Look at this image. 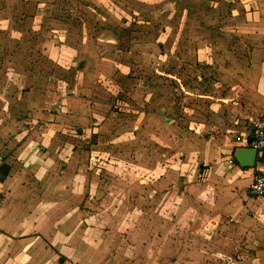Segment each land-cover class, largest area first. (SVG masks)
I'll list each match as a JSON object with an SVG mask.
<instances>
[{
  "label": "crops",
  "instance_id": "obj_1",
  "mask_svg": "<svg viewBox=\"0 0 264 264\" xmlns=\"http://www.w3.org/2000/svg\"><path fill=\"white\" fill-rule=\"evenodd\" d=\"M47 1L3 0L0 4L6 6L0 13L7 12L9 17L11 6H17L22 11L17 14V8H13L20 16L17 21L53 22L55 39L62 42L55 43L50 52L60 64L55 66L60 71L57 74L60 76L66 68L86 73L78 75L80 85L75 95L64 98L68 105L58 114L55 111L54 116L40 110L43 101L24 100L26 104L20 108H28L25 114L38 122H51L48 128L29 131L26 126L12 124L0 127V264H118L127 253H136L137 264L187 260L192 256L186 249L189 244L176 238L174 225L162 218L187 213V225L191 227L194 219L190 213L199 206L198 199L204 215L212 213L209 207H216L217 216L221 214L216 203L223 204L231 192L224 186L231 164L222 153L226 147L227 153L230 151L241 123L264 115V0H238V18L233 23L237 30L229 35L232 43L225 44L233 64L237 60L245 65L246 79L241 85L232 79L229 95L223 98L207 95L198 104L190 102L188 114L186 108L172 110L169 99L157 110L147 109L146 114L139 104L116 100L117 82L112 76L114 71L138 68V58L145 51L136 46L142 33L135 32L133 25L143 19L146 9L160 11L163 4L189 5L192 0H55L54 8ZM202 1L195 0L198 4ZM46 8L52 11L50 15ZM68 12L70 15L65 16ZM201 15L194 13L196 18ZM175 17L168 21L165 31H153V37L163 40L157 49L151 47L146 52L161 58L164 42L176 45L169 40L182 32L176 21L175 28L171 24ZM16 22L11 21L12 28ZM98 27L103 28L98 31ZM46 30L40 28L44 40ZM185 31L189 37H196ZM119 43L125 48L120 50ZM201 45L194 50L198 62L207 54L206 41ZM89 85L96 87L86 89ZM30 128L35 126L30 124ZM228 132L232 135L227 138ZM145 145L152 151H145ZM169 159L182 161L175 175L166 173L163 167V161ZM188 165L203 169L200 178H187ZM247 171L253 182V169ZM232 174H240L238 168ZM147 178H152L157 189L145 197ZM103 179L110 188L101 196L99 184ZM81 182L87 186H81ZM124 184L131 188L127 191ZM194 190L199 193L194 194ZM134 192L139 196L130 207L126 199ZM234 194L231 192V196ZM164 195L171 203L163 206ZM110 196L124 200L121 204L113 201L110 211L100 213L83 206L84 199L104 202ZM173 202L179 209L171 205ZM101 227L103 232L98 231ZM119 227L125 230L121 238L114 236ZM128 228L137 231L132 232L134 239L127 237ZM114 249L118 250L113 253Z\"/></svg>",
  "mask_w": 264,
  "mask_h": 264
},
{
  "label": "rangeland",
  "instance_id": "obj_2",
  "mask_svg": "<svg viewBox=\"0 0 264 264\" xmlns=\"http://www.w3.org/2000/svg\"><path fill=\"white\" fill-rule=\"evenodd\" d=\"M47 2L54 8L55 0ZM202 2L203 4H198V2L192 0L189 5L180 3L177 5L175 3L163 4L160 11L153 8L144 11L143 19L133 25V30L142 33V36L137 39L139 43L136 46L145 52L138 58V68L132 67L130 70L113 72L112 77L116 78L117 82L116 100H126L135 105L139 104L145 112L147 109L157 110L161 108L169 99L171 106H173L171 107L172 110L183 111L186 108L185 113L188 114L190 113L188 109L190 102L198 104L207 95L222 98L229 95L232 79L234 82L238 80V83L242 84L241 80L247 77L246 69H244L245 65L240 61L234 60V64L239 66V68L235 66L230 53H228L227 46L225 47L227 42L232 43L231 37H229L232 34V30H237L233 23L238 18V0H203ZM0 6V10H2L6 5L0 4ZM14 7L11 6L10 14L12 15L9 17H7V12L0 13V16L3 17L2 21L0 20V127L12 124L26 126L29 131L37 128L42 130L44 127L48 128L51 122H38L33 117L29 118L25 114L28 108H20V106L26 104L24 100L30 98L33 101L36 99L37 102L43 101V106L40 110L43 111L44 115L54 116L56 114L55 111L61 112L66 107L65 105H68L67 103L64 104L62 100L68 98L67 96L69 95H75V90L80 85L77 77L78 75L82 77V74H85L86 71L80 73L76 69L66 68L63 74L59 76L57 72L60 71L56 70L55 66L60 64L57 62L56 55L50 53L53 51L55 43H62L55 39L54 23H43L35 19L28 22H23V19L17 21L16 19L20 17L17 14H21L22 11H18L20 7L16 6V14ZM65 8L67 9V7ZM45 10L49 15L52 12L47 10V8ZM195 12L202 13V15L196 18L194 16ZM67 15L69 16L70 13L65 14V16ZM161 15H164L165 18H160ZM174 15L178 16V18L175 17V20L171 23L173 28H175L174 22L176 21V26H180L178 30H182L177 38L169 39L173 40L176 45L171 44L172 46H169V42H164L165 51L161 58H157L155 53L146 52L153 47L157 49V46L161 43L160 40H163L153 37V31H165L166 27H168V21L171 22ZM11 21H13V24L17 21L14 28H12L13 25H10ZM105 25L108 26L107 23ZM40 28L43 31L47 28V39L45 38V40H48L47 42L40 32ZM102 28L98 27L95 29L101 31ZM185 29L190 31L189 34H195L196 37L194 35L189 37ZM210 35L212 36L206 38ZM205 41L208 44L205 50L207 54H205V59L201 55L203 60L198 62V54H195L194 50L196 47L201 49L203 47L201 43H205ZM121 43L123 44L124 41H121ZM121 43L118 44L120 50L125 48V44L122 46ZM65 59L69 60L70 58L68 56ZM69 66L73 67L70 64ZM231 67H234V70ZM59 79L63 80L61 82L63 86H61V80ZM44 81H46V84H44ZM95 87L89 85L86 89H94ZM87 92L90 93V91ZM16 99L17 101H15ZM148 117L150 116L148 115ZM30 124L35 126V128H30ZM184 125L186 127L187 123H184ZM185 127H182V130L180 128L182 133H184ZM228 135H232V132L226 133L225 137L227 136L228 138ZM233 138L230 144L231 149L236 142V137ZM226 148L225 152L222 153V157L231 165L230 172L225 173L224 186L228 188L226 189L227 192L230 189L235 194L231 196L230 192L228 196H225L227 199H225L223 204L219 205L216 203L217 208H220L218 212H221V214L217 216L214 211L216 207H213V209L209 207L208 210L212 213L204 215L203 205L198 199L196 204L202 210L199 206H194L195 210L191 213L189 211L190 215L193 214L194 219V222L192 219L193 225L191 227L187 225L189 223V214L187 213L179 214L177 212L175 217L169 215L170 218L167 220L162 218L169 225H174L172 227H175L173 232L176 238L178 237L183 242H187L189 246L186 249L192 251V256L187 257V260L176 262L175 264H264V199H255L250 195L252 177L249 173L251 172L243 170L235 164L233 156L228 155ZM42 149L40 147L39 152ZM57 149L58 145L54 152ZM144 150L147 152L152 151L147 145H145ZM169 151L171 153L180 151V148ZM181 163L182 161L177 162L169 159L163 161V167L166 173L170 172L175 175ZM99 168H102V166ZM237 168L240 174H232ZM186 169L188 170H186L188 179H190V176L196 179L200 178L199 174L203 170L199 167L191 168L190 166L186 167ZM191 170H194L195 173L191 174ZM147 179L149 182H145L143 187L149 186L148 190L144 191L146 192L143 194L145 197H148L152 189H157L156 185H152V178ZM235 182L238 183V188L234 187ZM124 185L127 191L131 188L129 184ZM195 185L198 186V184ZM81 186L86 187L87 183L81 182ZM99 186H102L101 193L99 190L102 196L103 191L110 188V183L103 179ZM143 188L139 189L142 190ZM192 192L194 194L199 193L198 190ZM138 196L137 193H132L133 198L126 199V205H130V207L131 204L135 205ZM166 199L167 195H164V200L161 199V202H163L161 205L164 206L171 203V200L168 201ZM102 200L99 198L94 200L84 199L83 206L90 207V211H98L100 213L106 210L110 211V208H113V201H118L121 204L124 199H115L110 196V198H106V201L102 202ZM218 201L220 200L218 199ZM171 205L179 209V206L174 202ZM119 217L121 218L120 215ZM119 229L121 227L116 229V231ZM103 230V227H101L98 231L103 232ZM116 231L114 236L119 238H121V234L125 233L124 229ZM127 231L130 232V236L127 235V237L134 239L132 238V232L135 234L137 231L134 232L133 228H128ZM154 235L157 238V231ZM181 248L183 249V247ZM117 250L114 249L113 253ZM135 257H137L136 253L135 255L127 253L124 258L125 262L118 264H133L132 261L137 264L140 261L136 263L135 260L138 259ZM144 264H148V262ZM161 264L173 263L169 261Z\"/></svg>",
  "mask_w": 264,
  "mask_h": 264
},
{
  "label": "built area",
  "instance_id": "obj_3",
  "mask_svg": "<svg viewBox=\"0 0 264 264\" xmlns=\"http://www.w3.org/2000/svg\"><path fill=\"white\" fill-rule=\"evenodd\" d=\"M237 147L255 149L260 156H264V115L248 119L239 125L235 146L228 155L232 156V151ZM253 171L254 177L249 193L256 199H264V160L260 157L257 158Z\"/></svg>",
  "mask_w": 264,
  "mask_h": 264
},
{
  "label": "water",
  "instance_id": "obj_4",
  "mask_svg": "<svg viewBox=\"0 0 264 264\" xmlns=\"http://www.w3.org/2000/svg\"><path fill=\"white\" fill-rule=\"evenodd\" d=\"M232 156L236 164L243 170L253 169L257 158L261 157L257 150L246 147L235 148L232 151Z\"/></svg>",
  "mask_w": 264,
  "mask_h": 264
},
{
  "label": "trees",
  "instance_id": "obj_5",
  "mask_svg": "<svg viewBox=\"0 0 264 264\" xmlns=\"http://www.w3.org/2000/svg\"><path fill=\"white\" fill-rule=\"evenodd\" d=\"M260 158H261V160H264V156L263 157L261 156Z\"/></svg>",
  "mask_w": 264,
  "mask_h": 264
},
{
  "label": "flooded vegetation",
  "instance_id": "obj_6",
  "mask_svg": "<svg viewBox=\"0 0 264 264\" xmlns=\"http://www.w3.org/2000/svg\"><path fill=\"white\" fill-rule=\"evenodd\" d=\"M256 199V198H255Z\"/></svg>",
  "mask_w": 264,
  "mask_h": 264
}]
</instances>
